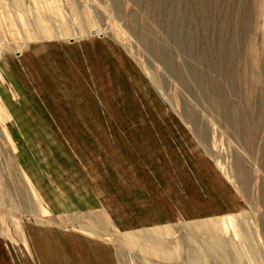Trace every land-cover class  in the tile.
Returning a JSON list of instances; mask_svg holds the SVG:
<instances>
[{"label": "rangeland", "instance_id": "rangeland-1", "mask_svg": "<svg viewBox=\"0 0 264 264\" xmlns=\"http://www.w3.org/2000/svg\"><path fill=\"white\" fill-rule=\"evenodd\" d=\"M91 238L264 264V0H0V264H113Z\"/></svg>", "mask_w": 264, "mask_h": 264}, {"label": "crops", "instance_id": "crops-1", "mask_svg": "<svg viewBox=\"0 0 264 264\" xmlns=\"http://www.w3.org/2000/svg\"><path fill=\"white\" fill-rule=\"evenodd\" d=\"M58 45L57 44H34L32 47V51H33V54H35V55H37L38 56V58H39V60H41V62H40V65L41 66H44V64L42 63L43 62V52H45V51H47V52H49L50 50H52V51H55L57 48ZM42 54V55H41ZM49 54H50V64H51V53L49 52ZM45 62H46V60H45ZM48 64V63H47ZM25 65V64H24ZM73 73V72H72ZM82 74V73H81ZM72 76H73V78H74V74H72ZM79 86H80V84H79ZM80 88H81V86H80ZM99 92V91H98ZM98 92H97V94H98ZM99 94H101L100 92H99ZM193 180H196V181H198L196 178L195 179H193ZM183 190L185 191V197L187 198L190 194H189V192H188V190H186V188H185V186L183 187ZM192 195V194H191ZM181 196H184V195H181ZM179 199V201H184L183 199H180V198H178ZM201 207H199V206H191V208L189 207V209L188 208H185V206H183V207H181V203H179L178 204V207H177V210H178V212L180 213V214H186V212H188V211H190V212H192L193 213V215H197V213H196V211L198 212V211H200L199 209H200ZM210 210V209H209ZM108 211H111V212H116V208L114 207V208H112L111 210L110 209H108ZM176 211V210H175ZM212 211H214V210H212ZM187 215V214H186ZM111 216L113 217V222L116 224V214L115 213H113V214H111ZM155 217H157V215H155ZM164 220V219H163ZM159 221H161V219H158V218H154V219H151V221L150 222H159ZM150 222H145V223H150ZM122 226H124V224L122 225ZM40 228V227H39ZM36 229H38V228H36ZM40 229H42V228H40ZM35 231H37V230H35ZM42 231H43V233H45V234H47L46 233V231L44 230V229H42ZM38 234V233H37ZM35 240H37V239H35ZM39 240V239H38ZM94 240V241H93ZM92 240V238L91 239H89V241H87V247H86V250H87V255H93V252L95 251V252H97L98 253V251L100 252V255H102L103 257H105L106 258V255H108L109 256V258L111 259V261H112V263L113 264H116V261H115V259L113 258L114 256H113V254H112V252L104 245V244H102V243H99L97 240H95V239H93ZM49 240L47 239V243H46V245H47V248L48 249H51V254H50V252H49V254H48V252H46L45 253V251H46V248L45 249H42L41 247H39L38 246V248L39 249H37L36 250V248H34L35 250H36V253L38 252V254H42V255H53L52 253H54V255H64L65 254V252H64V250H62V251H60L59 250V248H61V244H60V242L57 240V239H55V243H57L55 246L56 247H59V248H54V246H52V245H50L49 246ZM90 246L92 247V249H94L93 250V252L91 251V248H90ZM44 250V251H43ZM55 250H56V252H55ZM91 251V252H90ZM60 252H62V254L60 253ZM92 253V254H91ZM96 254V253H95ZM95 257V256H94ZM101 257H99V259H100ZM94 259H96V257L94 258ZM65 262L67 261L66 259L64 260ZM97 261H99L98 260V258H97ZM84 263H86V261H84ZM92 262H89L88 264H91ZM64 264H66V263H64Z\"/></svg>", "mask_w": 264, "mask_h": 264}]
</instances>
